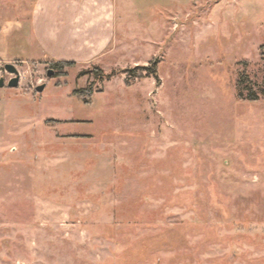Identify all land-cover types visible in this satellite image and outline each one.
<instances>
[{
    "label": "rangeland",
    "instance_id": "1",
    "mask_svg": "<svg viewBox=\"0 0 264 264\" xmlns=\"http://www.w3.org/2000/svg\"><path fill=\"white\" fill-rule=\"evenodd\" d=\"M116 1L93 62L0 54V264H264V0Z\"/></svg>",
    "mask_w": 264,
    "mask_h": 264
},
{
    "label": "crops",
    "instance_id": "2",
    "mask_svg": "<svg viewBox=\"0 0 264 264\" xmlns=\"http://www.w3.org/2000/svg\"><path fill=\"white\" fill-rule=\"evenodd\" d=\"M121 18L116 0H0V54L93 62L117 39Z\"/></svg>",
    "mask_w": 264,
    "mask_h": 264
},
{
    "label": "water",
    "instance_id": "3",
    "mask_svg": "<svg viewBox=\"0 0 264 264\" xmlns=\"http://www.w3.org/2000/svg\"><path fill=\"white\" fill-rule=\"evenodd\" d=\"M4 69L6 70V72H8L9 74H12V76L7 80L6 84L9 86V87H16L18 86L19 84V80H20V73H19V70L17 69V67L12 64V63H6L4 65ZM52 70L49 69L47 71V76H51L52 74ZM5 84V80L3 77H0V87L4 86ZM45 84H40L36 87V90L37 91H42L43 88H44Z\"/></svg>",
    "mask_w": 264,
    "mask_h": 264
},
{
    "label": "trees",
    "instance_id": "4",
    "mask_svg": "<svg viewBox=\"0 0 264 264\" xmlns=\"http://www.w3.org/2000/svg\"><path fill=\"white\" fill-rule=\"evenodd\" d=\"M70 64H72V62H55L53 64V67L54 66L55 67H62L63 65H70ZM141 69H144V70H148L149 71L150 68L147 67V66H142ZM250 98L253 99V100H255V99H257V96L255 94H251Z\"/></svg>",
    "mask_w": 264,
    "mask_h": 264
}]
</instances>
